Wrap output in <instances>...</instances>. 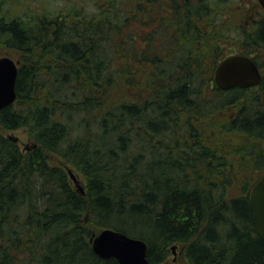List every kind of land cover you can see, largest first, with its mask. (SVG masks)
I'll return each mask as SVG.
<instances>
[{"label": "trees", "instance_id": "1", "mask_svg": "<svg viewBox=\"0 0 264 264\" xmlns=\"http://www.w3.org/2000/svg\"><path fill=\"white\" fill-rule=\"evenodd\" d=\"M100 1L89 17L0 14V45L20 54L0 110V264H117L92 227L143 239L148 264L177 243L190 264H264L249 198L264 175V12L233 52L259 84L221 90L232 0ZM21 128L26 150L3 134Z\"/></svg>", "mask_w": 264, "mask_h": 264}, {"label": "water", "instance_id": "2", "mask_svg": "<svg viewBox=\"0 0 264 264\" xmlns=\"http://www.w3.org/2000/svg\"><path fill=\"white\" fill-rule=\"evenodd\" d=\"M257 1L264 9V0ZM17 74V62L8 55L0 56V110L16 99ZM260 80L261 73L255 61L241 53H232L222 58L217 63L213 74V81L221 90L256 86ZM8 137L14 141L18 140L12 135ZM67 171L78 191L83 193L84 188L75 173L71 169ZM249 198L255 231L264 240V175L252 186ZM89 242L93 251L102 259L115 258L117 264L149 263L146 242L119 230L102 228L98 233L92 232ZM175 248L176 245L171 246L173 254H176Z\"/></svg>", "mask_w": 264, "mask_h": 264}, {"label": "rangeland", "instance_id": "3", "mask_svg": "<svg viewBox=\"0 0 264 264\" xmlns=\"http://www.w3.org/2000/svg\"><path fill=\"white\" fill-rule=\"evenodd\" d=\"M108 2L109 0L100 1L101 4L105 3L106 5ZM98 3L99 0H0V14H7V19L15 16H22L25 19H31L34 21L46 19L50 16L62 13H78L89 17L90 15L99 13L100 8L95 5ZM220 9L223 12V18L222 21L218 22V25L224 26V37H222V39L225 41V44H221L223 49L227 50V52L231 54L238 49V42L241 40V35H238L237 33L242 30H251L254 26V20L263 15L264 9L260 6L257 0L256 2L252 0H232L231 5L224 4L220 6ZM3 55H8L16 61H19L20 58V54L17 50L9 49L0 45V56ZM218 121L221 122V124H224L226 119L224 116H219ZM3 134L17 137L18 144L22 150L29 148L31 140L29 139L25 129L4 130ZM48 155L49 162L51 164L57 163L64 166L66 170L71 169L80 182L84 184V178L79 172H77L74 168H71L68 164L62 162L55 154L49 153ZM68 177L71 185L78 190L69 174ZM228 192L231 195L237 194V191H235L232 187L228 188ZM92 229L96 233L101 230L96 227H92ZM171 250L167 258L157 264H190L184 256V244L177 243V247L175 249L176 254H173Z\"/></svg>", "mask_w": 264, "mask_h": 264}]
</instances>
